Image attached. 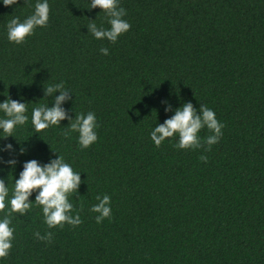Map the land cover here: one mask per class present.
<instances>
[{
	"label": "trees",
	"instance_id": "trees-1",
	"mask_svg": "<svg viewBox=\"0 0 264 264\" xmlns=\"http://www.w3.org/2000/svg\"><path fill=\"white\" fill-rule=\"evenodd\" d=\"M35 2L0 5V102L27 103L29 116L0 140L12 145L0 151V179L11 195L24 162L45 164L56 152L81 172L69 201L82 222L49 229L35 204L12 213L0 264H264V0H119L130 28L115 43L87 34L90 20L108 27L89 0H48V23L9 43L6 22L23 20ZM61 81L68 117L96 116L86 149L68 119L32 129V107L52 106L43 87ZM185 102L211 108L221 137L209 148L202 128L199 148L177 149L175 137L155 147L152 127ZM104 194L111 218L97 224L89 209ZM34 232H51V242Z\"/></svg>",
	"mask_w": 264,
	"mask_h": 264
},
{
	"label": "clouds",
	"instance_id": "clouds-1",
	"mask_svg": "<svg viewBox=\"0 0 264 264\" xmlns=\"http://www.w3.org/2000/svg\"><path fill=\"white\" fill-rule=\"evenodd\" d=\"M17 4V0H0V5L11 7ZM99 9L107 17V28L97 26L94 20H90L86 29L95 40H106L115 43L118 37L127 32L130 24L122 17L125 10L119 6V0H89L87 9ZM49 4L48 0H36L32 13L23 20L12 17L5 24L6 38L9 43L21 44L26 37L32 35L35 28L44 27L48 23ZM102 55L108 54L106 47H101ZM45 97H53L52 106L39 104L32 107L30 123L34 132L39 133L50 126H58L61 120L68 119V132L76 133V141L81 149H86L97 140L96 129L98 128L96 116L93 112L77 113L74 118H69L61 106L71 93L64 88L63 82L49 84L43 87ZM58 93V95H53ZM72 96V94H71ZM22 99V98H21ZM163 103V102H162ZM35 104V103H33ZM27 103L20 100H12L7 96L0 102V140L13 137V130L22 126L29 120L26 108ZM170 111V106L164 104V112ZM224 125L215 118L214 111L200 104L199 109H194L191 103H182L172 110L170 118L163 124H156L149 132V139L155 147H159L166 138H176L174 147L180 150L195 149L201 147V137L198 136L202 128H206L210 135L203 138V143L209 148L215 144L222 135ZM65 133V135L68 134ZM208 148H205L207 151ZM0 151H12L11 144L3 145ZM25 149L20 147L18 154L23 155ZM55 159H49L47 163L40 164L32 159L24 162L18 178L13 181L11 177V195L8 182L0 179V211L4 212L0 217V260L7 257L12 246L14 229L10 226V215L19 213L24 215L34 204L40 207L43 223L47 228H63L65 224L75 227L81 224L78 213L73 212V204L69 201V195L76 192L80 180V173L72 169L62 156L56 152ZM201 160L206 157L201 156ZM9 167H14L15 159L6 161ZM34 195L33 200L29 197ZM96 203L91 205L89 211L96 214L94 220L97 224L106 218H111L110 197L107 194L97 195ZM38 240L51 242L52 233L45 232L43 236L39 232L33 233Z\"/></svg>",
	"mask_w": 264,
	"mask_h": 264
}]
</instances>
